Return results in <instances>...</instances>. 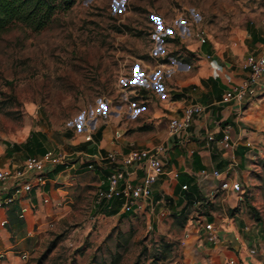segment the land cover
Listing matches in <instances>:
<instances>
[{
	"label": "rangeland",
	"instance_id": "obj_1",
	"mask_svg": "<svg viewBox=\"0 0 264 264\" xmlns=\"http://www.w3.org/2000/svg\"><path fill=\"white\" fill-rule=\"evenodd\" d=\"M35 31L14 23L0 35V145L41 124L63 131L110 120L195 71L203 29L224 44L245 25L256 0H73ZM176 79V80H175ZM87 180L97 178L87 175ZM98 180V179H97ZM238 201L264 225V158L253 163ZM48 226L26 264H185V230L146 214L94 209L97 184Z\"/></svg>",
	"mask_w": 264,
	"mask_h": 264
},
{
	"label": "crops",
	"instance_id": "obj_2",
	"mask_svg": "<svg viewBox=\"0 0 264 264\" xmlns=\"http://www.w3.org/2000/svg\"><path fill=\"white\" fill-rule=\"evenodd\" d=\"M263 48L264 0H256L245 25L229 42L198 43L193 74L170 79L159 95L144 92V105L137 110L129 107L124 115L118 111L110 120L96 118L90 126L65 131L40 122L24 139L0 145L3 167H21L29 156L50 150L70 156L67 163L47 168L44 181L35 182L30 191L15 192L7 185L3 197L12 202L0 208V264H26L48 226L71 213L91 184L103 185L108 162H99V157L155 146L166 150L164 173L152 195L135 203L132 214H146L154 226L163 219L182 223L185 264H226L231 257L244 264H264V225L249 221L238 192L231 188L233 182H246L253 163L264 158V75L242 99L225 98L250 77L247 58L261 55ZM191 104L203 110L186 131L171 134L170 119L182 117ZM227 125L229 147L221 142ZM89 161L95 162L94 169ZM127 170L134 183L142 180L139 164ZM87 175L98 180H87ZM116 202V197L105 201L99 211L119 217L126 211ZM207 221L215 225L213 241L204 229Z\"/></svg>",
	"mask_w": 264,
	"mask_h": 264
},
{
	"label": "built area",
	"instance_id": "obj_3",
	"mask_svg": "<svg viewBox=\"0 0 264 264\" xmlns=\"http://www.w3.org/2000/svg\"><path fill=\"white\" fill-rule=\"evenodd\" d=\"M201 44L207 42L206 32L201 29L196 33ZM247 66L250 69V77L241 85L234 86L226 93V99H242L251 87L257 86L264 75V48L261 55H250L247 58ZM203 107L199 104L188 105L182 117H173L169 121V131L171 134H179L186 131L193 120L195 114L200 113ZM230 129L227 125L222 138L224 146H230ZM90 139V136L87 137ZM70 156L61 151L50 150L41 156H29L23 166L18 168L0 166V208L12 202V198H4L3 194L8 190V186L14 187L15 192L30 191L35 182L44 181V173L47 168L65 164ZM99 162L107 161L111 165V171L107 175V187L99 186L97 190L96 203L118 198L121 201L122 209L126 212L133 210L135 203L141 199L149 198L152 195L153 185L164 173L166 163V150L163 146H155L149 149H133L128 154L118 156L116 153H109L98 158ZM139 164L143 170V178L140 182L134 183L130 178L128 168ZM90 169L95 168V162L89 161ZM216 176H221V172L215 171ZM187 186H184L186 188ZM232 190L242 192V184L233 182ZM204 229L209 231V240L216 239L215 225L213 222H205ZM255 253V249L251 250ZM226 264H244L237 258H228Z\"/></svg>",
	"mask_w": 264,
	"mask_h": 264
},
{
	"label": "trees",
	"instance_id": "obj_4",
	"mask_svg": "<svg viewBox=\"0 0 264 264\" xmlns=\"http://www.w3.org/2000/svg\"><path fill=\"white\" fill-rule=\"evenodd\" d=\"M73 3V0H0V35L14 23H22L35 31H40L51 22L59 9L67 10ZM105 168L108 175L111 165L107 164ZM102 186L107 187L106 179ZM104 202L95 204L97 211ZM116 203L121 205L118 198Z\"/></svg>",
	"mask_w": 264,
	"mask_h": 264
}]
</instances>
